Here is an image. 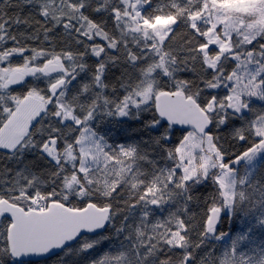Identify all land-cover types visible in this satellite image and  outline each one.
Here are the masks:
<instances>
[{
  "label": "snow or ice",
  "instance_id": "snow-or-ice-1",
  "mask_svg": "<svg viewBox=\"0 0 264 264\" xmlns=\"http://www.w3.org/2000/svg\"><path fill=\"white\" fill-rule=\"evenodd\" d=\"M256 100L264 0H2L0 153L23 167L0 170V264H264V246L239 251L254 225L196 251L227 235L225 211L264 226ZM113 119L147 138L112 140Z\"/></svg>",
  "mask_w": 264,
  "mask_h": 264
},
{
  "label": "trees",
  "instance_id": "trees-1",
  "mask_svg": "<svg viewBox=\"0 0 264 264\" xmlns=\"http://www.w3.org/2000/svg\"><path fill=\"white\" fill-rule=\"evenodd\" d=\"M2 2V0H0ZM9 13L20 11L19 9H8ZM22 16H27L29 14V9L25 7L22 12H20ZM39 19V17H37ZM24 30L23 28L21 29ZM31 31V29H29ZM42 39V36H41ZM30 44H38L39 41H28ZM22 62L19 58L15 59L13 63H20ZM115 76H119V71H114ZM16 89V92L19 93L22 91V89L19 88V86L14 87ZM26 91V90H23ZM255 106L257 107H264V103H261L260 101H254L253 102ZM150 115V114H147ZM105 128L111 129L110 136L112 140H115L120 143H131L133 141H140L141 137L143 136L145 139L146 134L139 131L141 125L137 123L134 120H127L124 123H118L116 120H110L105 122L104 125ZM181 132L177 131L176 136L173 137L174 140L178 142V140L181 138ZM4 153H0V170H3L5 168L15 170L17 168L23 167L21 164H17L14 161L8 160L4 158ZM34 156L31 154H28L25 158L26 163H30L34 160ZM161 163L163 161L161 160ZM261 165L260 171L257 173V176L261 179L262 182H264V158L259 163ZM43 168V164H37L34 167V171L39 172ZM242 169V166H241ZM11 176V173H9V177ZM211 191V187L207 186H200L194 189V195L201 197V200H194L191 205V212L194 216L192 227L199 229V219L200 215L202 214V198L207 196L208 193ZM259 213L253 212L249 215L245 216L243 213L238 212L235 215L228 214L226 211L222 213L220 221L217 225V233H226L227 235L221 240H209L205 246H202L201 249H197V256L202 257L206 254L207 251L212 250L215 248V251L217 254H219L224 248L230 247L231 241L233 238L237 236V234L240 233H246L248 231V228L250 225H254L252 228V231L263 233L264 232V226H261L257 223V217ZM119 223V221H117ZM104 235H111V230L109 227V231H105L103 233ZM250 233H248L249 235ZM197 233H193V238L195 240ZM248 240L241 241L239 245V250L242 246H244L245 243H247ZM114 243V242H113ZM110 247V243L108 241H105L102 245L99 246L101 250H107ZM98 253L93 252L91 255H85L80 254L76 256H69L65 257L63 253H60L58 256H55L53 258L48 259L45 261H40L39 264H57V261L60 258H63L65 260V264H74V262H79V264H89V262L97 256Z\"/></svg>",
  "mask_w": 264,
  "mask_h": 264
},
{
  "label": "rangeland",
  "instance_id": "rangeland-1",
  "mask_svg": "<svg viewBox=\"0 0 264 264\" xmlns=\"http://www.w3.org/2000/svg\"><path fill=\"white\" fill-rule=\"evenodd\" d=\"M263 158H264V155L260 156L257 163L259 164ZM227 213L230 214V212H227ZM248 237L249 238H248L247 243H245L244 246H242L239 251L249 252L250 249L257 248V246H264V232L259 234V232L253 231V232H250Z\"/></svg>",
  "mask_w": 264,
  "mask_h": 264
},
{
  "label": "water",
  "instance_id": "water-1",
  "mask_svg": "<svg viewBox=\"0 0 264 264\" xmlns=\"http://www.w3.org/2000/svg\"><path fill=\"white\" fill-rule=\"evenodd\" d=\"M13 87H15V86H13ZM180 127H186V126H178V128H180ZM53 257H55V256H52L51 258H53Z\"/></svg>",
  "mask_w": 264,
  "mask_h": 264
},
{
  "label": "bare ground",
  "instance_id": "bare-ground-1",
  "mask_svg": "<svg viewBox=\"0 0 264 264\" xmlns=\"http://www.w3.org/2000/svg\"><path fill=\"white\" fill-rule=\"evenodd\" d=\"M16 87V86H15Z\"/></svg>",
  "mask_w": 264,
  "mask_h": 264
}]
</instances>
